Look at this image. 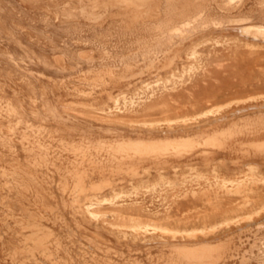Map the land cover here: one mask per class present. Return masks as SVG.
I'll use <instances>...</instances> for the list:
<instances>
[{"label":"bare ground","instance_id":"bare-ground-1","mask_svg":"<svg viewBox=\"0 0 264 264\" xmlns=\"http://www.w3.org/2000/svg\"><path fill=\"white\" fill-rule=\"evenodd\" d=\"M246 1L247 0H77L78 6L70 8L65 12L64 15L67 18H70L72 15L78 13V15H81L89 24L92 25V27L95 26V28H96L97 26H103L106 22H111V24H113L112 27H114L113 29H115L114 32L109 31L107 33L105 31V33H106L105 36L103 35L104 32L101 31L102 35L104 36V37L102 36L103 38L101 37V33L98 32V35L100 34V37L103 41L100 40L101 42L97 43V41L94 40L96 43L93 42L92 47L96 48L97 51L100 52L99 57H96V55H95L96 50L94 51L93 48H88V50H83V51L80 50L78 53L76 52L78 54V56H77L78 60H77L76 64L77 65H80V64L87 65L86 68L80 67L79 77H81V80H82L81 83H88L89 85L95 87V89L97 87H99V88L101 87V88H103V90H107V91L108 90H114V89H117V91H118V93L115 95L112 93L113 91L109 92V99L112 101L113 104L107 105L106 109L104 108L105 110H104V112H102L103 116L101 117L104 120V122L108 121V123H115V124H117V122H119V123H124L127 126L128 125L132 126L134 123H140L138 121L136 122V120L134 121V117L137 115L147 116V119L144 118L145 121H143V123L139 124V125L143 126L145 130L141 131V129H140V130H138L137 133L134 132V133H136L134 135H131L132 133L131 134H123V133H113V131H109L113 135L110 138L107 135L106 136L108 138L103 137V135L102 136L101 135H95L93 133H88V132L83 131V130L80 131V129H79V131H77V128H75L77 125L76 123H75L76 124L75 127L68 126V125H65V127L62 126L64 128L59 127L61 130L63 129L64 131L66 130L67 132H70V133L77 131L78 134L80 135V138L82 141H80L78 143H72L71 145H69L72 147L71 151L77 155V158L74 161H72V165L74 166V172H75V174L72 173V174H74V176L72 177L73 181H74L73 182L74 183V188H73L74 192H73L72 197L69 195L71 198H69V197L66 198L65 193H67L66 192L67 188H69V185H68L69 181L65 182L62 185V187H60L62 189L63 193H62L61 204H60V210L61 211L59 210L60 211L59 212L57 209V211L59 212L58 214H60L61 212L65 211L68 208H71V209H73L72 212H73L74 216L79 214L83 218H88L91 220L95 217L98 218L101 216L102 219L100 221L103 222L104 228L112 227L113 229H117L119 231H124V229L130 228L131 230L139 233V231L147 230L148 226H151V227H154V228H152L153 230L154 229H157V230L160 229L162 231L171 232V234L174 233L175 234L174 239L177 238V236H178L177 234H179V235L181 234L182 239H180V240L178 239V240H175L173 242H171L169 240L170 241L169 242V241L163 239L164 240V241L162 240L163 242H159V243H162L164 247L168 246L169 247L168 249L171 248L177 254V256L175 258L173 257L174 253H173V255L171 254L172 257L170 256L169 260H167L166 263L164 262L165 264H250L252 262H255V264H264V139L257 138L258 136H260L261 134L264 133V103L260 104L259 102H257L259 98L262 97V99H263L264 92L263 93L257 92L259 87L257 88L255 86H248L250 84H253V83H251L252 82L251 80H250V82L245 81L244 83L240 84L241 87H239V88L233 87V89H229V90H220V89L218 90L217 89V90L208 91L202 95H198L197 94L198 92L194 91L195 88L199 85L198 84L199 81L197 80V79H199V76L205 77L202 81L200 80V82H202V83L205 82L206 84L207 83L210 84V82H208V80L206 79V76L212 75L211 74L212 69L209 66L210 62H212V60H215L216 58L217 59L222 58L224 55L227 54V52H232V51L234 52L236 58H239L241 56L243 58V55H248L250 57H256L258 54L263 52L261 50L264 49V19L262 18V20H259V19L254 20L253 18H255V17H252V15H250L249 12H248L249 14L246 13L245 12ZM35 2H37V1H35ZM28 3H29V1H28ZM33 3H34V1H33ZM46 3H48V2H46ZM261 3H262L261 6H263V8H264V0L261 1ZM16 6H17V4H16ZM55 7H57V6H55ZM62 7H60V8H62ZM18 12H20V10ZM61 14H63V13H61ZM252 14H253V12H252ZM76 16H74V17H76ZM74 17L72 16V18H74ZM44 18H47V16H45ZM79 19H81V17ZM256 19H257V17H256ZM29 20H30V18H29ZM38 20H40V17ZM42 20L43 19H41L40 21H42ZM52 20H53V18H52ZM37 21H35V22H37ZM31 22H33L32 17H31ZM46 22H45V24H47ZM41 23H43V21ZM65 23H67V22H65ZM68 23H69V21H68ZM70 24H72V23H70ZM26 25L24 24V26H26ZM55 25H53V26H55ZM85 26H86V24H85ZM72 27H74V26H72ZM65 28L67 30L68 27H65ZM79 28H80V26H79ZM88 28H90V27H88ZM107 28H108V26H107ZM82 29L83 28H81V32H82ZM85 29H87V28H85ZM54 30L57 31V29H55V28H54ZM79 30L80 29H78V32L81 33ZM102 30H103V28H102ZM58 31L56 32L57 34L59 33ZM94 31H95V29H94ZM62 33H64V32H62ZM62 33H60V35ZM69 33H70V31H69ZM74 33H77V32H74ZM17 34H20V33H17ZM17 34H16V36H17ZM94 34H96V33H94ZM82 36H84V34ZM19 37H21V36L19 35ZM69 37H70V35H69ZM80 37H81V35H80ZM86 37L89 38L90 35L86 36ZM67 38L65 37V39H67ZM78 38H79V36H78ZM82 38L80 40H82ZM92 38H93V36H92ZM31 39H32V37H31ZM114 39L116 41L111 43ZM20 40H17V41L19 42ZM32 40H35V39H32ZM69 40H70V38H69ZM86 41L88 44L89 43L88 40H86ZM109 41H111V42L109 43ZM64 42H65V40H64ZM22 43H23V41H22ZM67 44H68V42H67ZM67 44H65V45H67ZM85 44H86V42H85ZM79 45H81V44H79ZM41 46L39 45L40 48H41ZM51 46H53V44ZM21 48H23V47H21ZM53 48H54V46H53ZM29 49H31V48H29ZM25 52L29 53V51H25ZM71 52H72L71 54H73V50ZM73 55H75V54H73ZM63 56H61V58ZM69 57L67 60H69ZM7 58L12 59L10 56L8 57V55H7ZM14 59H15V57H14ZM14 59H12V60H14ZM30 60L31 61L33 60L32 57ZM65 60L63 59V60H61V62L65 61ZM31 61H29V62H31ZM37 61H38V59H37ZM39 61H40V59H39ZM70 61H72V59H70ZM243 62L245 63V61H243ZM17 63H19V62H17ZM250 63L253 64V62H250ZM11 64H13L15 66L14 63H11ZM30 64H32V62ZM247 64H248V62H247ZM19 65H20V63H19ZM25 65H23V66H25ZM258 66L259 65L257 64V67ZM52 67H54V65ZM74 67H75V65H74ZM236 67H238V66H236ZM234 68H235V66H234ZM21 69H22V67H21ZM263 69H264V67H263ZM30 70H31V68H30ZM32 70H34V69H32ZM32 70H31V72H32ZM57 70H58V68H57ZM229 70H231V69H229ZM72 71H74V70H72ZM222 73H223V70H222ZM249 73H250V71H249ZM14 74H16V73H14ZM25 74L26 73H24V75ZM24 75H23V77H24ZM9 76H11V75H9ZM30 76H28V78ZM87 76H91V79H88ZM223 77H225V76H223ZM232 77H233V75H232ZM8 78H10V77H8ZM21 79H23V78H21ZM43 79H44V77H43ZM65 79H66V77H65ZM6 80H4V81H6ZM40 80L41 79H39V81ZM8 81H10V80L8 79ZM45 81H47V80H45ZM64 81H66V80H64ZM32 82H33V80H32ZM42 82H43V80H42ZM54 82H55V80H54ZM240 82H241V80H240ZM5 84H6V82H5ZM32 85H34V84H32ZM219 85H220V83H219ZM32 87L33 86H31V88ZM86 87H89V86H86ZM198 87H200V86H198ZM206 87H207V85H206ZM209 87H211V86H209ZM213 87H214V85H213ZM36 88H38V86ZM5 89H6V86H5ZM28 89L30 90V92L33 91V90L31 91L30 88H28ZM203 90H204V88H203ZM35 91H36V89H35ZM37 91H38V89H37ZM14 92H15V90H14ZM38 92H40V91H38ZM89 95H91V94H89ZM29 97L31 99V96H29ZM48 97H50V96L48 95ZM68 97H70V96L68 95ZM71 97H72V95H71ZM39 98H40V94H39ZM39 98H38V102L40 100ZM34 101H35V99H34ZM167 102H174L175 104L177 103V105L168 104ZM32 104H33V102H32ZM159 104H163V106L165 105L164 110L160 111L161 114H164V115L173 114L174 117H172V118L166 117L165 119H158V117L156 118L155 114H157V113H154V111L159 109L158 108ZM14 105L9 106V108H11V110L8 108L9 110L7 112L10 115H15L19 119L18 121H20V123H21V121H22V123H25L27 125L26 126L27 129H25L24 133L22 132L23 134L19 139L18 138L16 139V137H11L10 138L11 141H10V144H8V146L17 153L27 154V158H25L26 169L23 170L24 171V172H22L23 174L26 173L32 181H35V183L39 181V178L46 180L47 178L45 176H41V175H42V170H43L42 167L45 166L46 164H48V166H50L49 165V163H50L49 157L52 156L51 155V152H52L51 149L53 146H51L52 145L51 143H50L51 145H49V143L47 144L46 135L50 139L51 134L49 132H47L46 128L41 127V125H40V127L39 126L35 127L36 125L34 126L35 123L34 124L31 123L32 121H31L30 117L27 114L17 110L16 106H14ZM43 105H46V104H43ZM90 105H92V103ZM234 105H235L236 109L233 112H231L232 113L231 116H235V117H233L235 119L237 117L238 120H234V119L230 120L229 116L224 112L226 109L227 110L232 109ZM74 106H76V105H74ZM81 106H83V105H81ZM57 107H60V105H58ZM83 108H85V106ZM57 109H56V111H57ZM69 109H71V108H69ZM61 110H62V108H61ZM95 110H97V109L95 108ZM2 113L4 114L5 112H2ZM89 113H90V111H89ZM58 114L60 115V113H58ZM80 114H81V112H80ZM64 115H66V114H64ZM74 115H75V112H74ZM93 115H95V114H93ZM53 116H57V115H55V113H53ZM60 117H61V115H60ZM78 118H80V117H78ZM89 120H92V119H89ZM68 121L69 120H67L66 122H68ZM95 121H97V120H95ZM12 122H14V121H12ZM99 122H101V120ZM62 123L64 124V122H62V120H61L60 124H62ZM78 124H79V122H78ZM191 124H192V126H190ZM16 126H18V125L17 124L14 125V127H15L14 130L16 129ZM45 126H47V125H45ZM81 126H83V124ZM103 128H104V126H103ZM116 128L114 127V129H116ZM82 129H83V127H82ZM10 130H12V129H10ZM111 130H113V129H111ZM15 132H18V127H17V130L14 131V133ZM96 132H94V133H96ZM104 134H105V132H104ZM242 136H246L247 138H251L252 140L242 141L241 140ZM43 137L44 138L46 137L44 139L45 141L42 140ZM0 139H1V137H0ZM51 140H52V138H51ZM2 143L7 145L6 141H4V139L1 140V144ZM235 144L239 145V147H240L239 150H241L242 153H241V155L238 156L237 159H233L232 162L234 165L239 166L235 170H237V171L241 170V171H238L239 173L237 172V174L234 173L235 175H233V176H227L226 174H225V176L224 175L222 176V173H220L219 169L217 168V165L219 163H216V167H214V169H213L216 180L217 179L222 180L224 182V184H226V187H228L227 185H230L233 188L231 187V189L220 190V189H222V187L219 186V187H217L218 190L214 191L213 190L214 187H213L212 183H208L207 185L201 187L200 191H197L194 188L193 189H189V188L186 189V191L180 193L181 195H179V197H181V199L175 200V204L177 206L174 209L175 211L182 210L183 207H187L188 205L194 204L198 209L194 215L193 214L185 215L183 217H178V218L177 217L176 218L169 217V216L167 218H161L157 214L150 215V214L146 213L149 221H151V223L147 224V223H145V221L143 219H141V218H143L142 217L143 215L135 216V214L134 215L130 214L129 211H132L130 209V207L127 208L126 203H124L125 200H123V199L120 200V198L129 197L131 195L130 192L126 193L128 190L126 192L123 191V189H124L123 185L125 184L124 182L128 181L126 178L121 176V177H119L120 181H118V182L113 181L110 178H101V180L99 179L100 182L98 181V183L93 182V180H95L94 176H93L94 172L99 171L101 173L105 170L106 167H108L113 173H116L118 175H120V174L122 175L123 173H126L127 175H129L130 180H134L140 173L139 168L146 165V164H149L152 167L155 166L156 171L159 173L158 175H160L161 177H163V172H164V174H166L165 172L167 171L168 167H170V169H172L174 171V173L176 174L178 172V170L181 167H183V165H185V166L192 165V164L199 165V163H201L203 165L211 164L213 162L211 160L212 157L215 158L218 156H228L229 154H232L234 148L237 147V146L236 147L234 146ZM66 150H68V149H66ZM2 152H4V151H2ZM34 154H36L37 156L39 155V157L35 156ZM5 159H6V157H5ZM20 160H22V159H19V161L18 160L17 161L20 162ZM229 160H227V161H229ZM22 161H24V160H22ZM51 161H53V160H51ZM4 163H6V162H4ZM84 163H88L89 166H92V168L88 169L89 166L87 168H83L82 165H84ZM222 163H223V161H222ZM230 166L231 165H229V167ZM243 166L245 167V169H243V170L240 169ZM142 168H146V167H142ZM146 169H148V168H146ZM194 169H197V167ZM232 169H234V168H232ZM5 170H4V172L6 173ZM225 170H230V169L225 168ZM221 171H222V169H221ZM223 171H224V169H223ZM107 172H109V171H107ZM196 172H198V171H196ZM141 173H143V172H141ZM144 173H146V172H144ZM170 173H172V172H170ZM11 174L14 175V177H13L14 180L17 179V177H18V176L16 177L17 174L21 175V173L18 172V169L17 170L15 169L14 174L13 173H11ZM158 175H156V176H158ZM5 176H6V174H5ZM15 177H16V179H15ZM198 177L205 178L206 180L208 178V177H206L205 174H203L201 172L198 173ZM61 178H62V176H61ZM9 179H10V177H9ZM48 179H50V178H48ZM216 180H214V181L216 182ZM207 181H205V182H207ZM13 183L14 182H12V184ZM164 183H166V182H164ZM10 184H11V182H10ZM29 185L30 184H28V189L30 188ZM51 186H53V185H51ZM8 187H9V184H8ZM212 187H213V189H212ZM70 188H72V186ZM9 190H11V191L15 190L16 191V190H18V188L10 187ZM43 190H45V189H43ZM24 191H25V189H24ZM167 192H166V194H168ZM18 193H19V190H18ZM45 193H46V191H45ZM69 193H71V191ZM131 193H132V191H131ZM156 193H158V192H156ZM162 194H163V192H162ZM190 194H192L193 198H189ZM133 196H134V194H133ZM51 197H53V196H51ZM38 199H40V198H38ZM132 199H133V197H132ZM151 199H153V197ZM41 200H42V198H41ZM143 203H145V202L136 203V204H138L139 209H141L142 211H144V209H145V208H143L144 207L142 205ZM198 204H200V205H198ZM135 207L137 208V206H135ZM58 208H59V206H58ZM128 209H130V210H128ZM151 209H154V208H151ZM172 211H173V209H172ZM39 212H37V213H39ZM154 212H155V210H154ZM40 213H39V215H40ZM44 214L45 213H43L42 217L44 216ZM110 214L113 215V217L116 221H110L108 219ZM128 214H130L129 215L130 219L133 220L132 225L126 224L127 222L125 223L122 220V219L126 220L125 216ZM12 218H13V216H12ZM48 218L49 217H47V219ZM163 219L168 220V222L170 221V224H168L167 221L166 222L168 225H166V223L163 224V221H162ZM159 222L160 223L162 222V223L160 224ZM32 224L33 223H31L30 225L34 228V227H36L37 223L33 224V225ZM97 225H99V224H97ZM174 227H179V229L174 228ZM25 228H27V227L25 226ZM40 229L41 228H39V230ZM98 229H96V230H98ZM223 229H225L223 233L228 236L224 240L209 241L208 239H205L202 241L201 240L198 241L199 239L196 238L197 233H202L205 237H208L210 235L216 234L217 232H221ZM84 231L87 233L86 229ZM90 231H92V230L90 229ZM103 233H105V232H103ZM128 233H130V232H128ZM148 233H150V232H148ZM100 235H103V234H100ZM106 235H107V233H106ZM110 235H112V234H110ZM120 235H118V236H120ZM234 235H238L240 240L244 235H246L247 240L245 242H247V241L249 242L250 249H248L246 251H244V249H243L244 253L237 254L238 250H239L238 249L239 244H238V246L236 243L234 244L235 241L233 242V238H232ZM248 235H250V236H248ZM135 237H136V235L133 238H135ZM1 238H2V236H1ZM31 239H34L33 236ZM192 240H195V242H193ZM97 241H99V240L97 239ZM114 241H117V240H114ZM149 241H150V239H149ZM236 241H237V239H236ZM241 241H243V239ZM155 242H156V240H155ZM91 243L93 245V241ZM132 243L133 242H131V244ZM140 243H141V241H140ZM146 243H149V242H146ZM40 244H41L40 241L39 242L35 241L34 245L31 248L36 249V248L40 247ZM49 244H50V241H49ZM162 244H160V245H162ZM240 244H242V243H240ZM94 246H95V244H94ZM96 246H97V244H96ZM152 246L153 245H151V247ZM101 247L102 246H100V248ZM103 247H105V246H103ZM147 247L148 246H146V248ZM29 248H30V246H29ZM156 248L157 247H155V249ZM163 248H162V251H163ZM104 249H106V248H104ZM107 249L104 251L107 252ZM117 249H118V247H117ZM245 249H246V247H245ZM142 250L145 251L144 249H142ZM164 250H165V248H164ZM149 251H151V250L149 249ZM162 251H160V252H162ZM168 251H170V250H168ZM88 252H90V251H88ZM92 252L93 251H91V254H93ZM96 252H97V250H96ZM98 252H99V250H98ZM101 252L103 253L102 249L99 253H101ZM108 252H110V255H113L114 251L112 252V250H110ZM111 252H112V254H111ZM128 252H129V250H128ZM139 252H141V251H139ZM19 253H20V251H19ZM86 253L87 252H85V254ZM131 253H133V252H131ZM136 253L137 252H135V254ZM121 254H122V252H121ZM148 254H150V253H148ZM148 254H147V256L150 257V255H148ZM166 254H167V252L165 253V255ZM94 256L92 257V259L94 258ZM123 256H124V254H123ZM166 256L168 257V255H166ZM125 257L123 258L124 260H125ZM141 258H144V257H141ZM146 258L148 259V257H146ZM56 259H58V258H56ZM104 259H106V258H104ZM236 259L238 261H236ZM85 260H84V262H85ZM111 260H112V258H111ZM136 260H135V262L137 263L138 261H136ZM109 261L110 260H108V262ZM19 262H18V264H19ZM87 262H89V261H87ZM90 262H92V261H90ZM149 262H151V261H149ZM130 263H131V261H130ZM158 263H160V262H158ZM117 264H119V263H117ZM138 264H140V263H138ZM151 264H152V262H151Z\"/></svg>","mask_w":264,"mask_h":264},{"label":"rangeland","instance_id":"rangeland-1","mask_svg":"<svg viewBox=\"0 0 264 264\" xmlns=\"http://www.w3.org/2000/svg\"><path fill=\"white\" fill-rule=\"evenodd\" d=\"M28 1H29V3H28ZM33 1H34V3H33ZM35 1H37V2H35ZM261 1H263V0H250V1L247 0L246 1L245 12L246 13L249 12L250 15H252V17H255V18H253L254 20H258V19L262 20V18L264 19V8H263V6H261V4H262ZM46 2H48V3H46ZM16 4H17V6H16ZM55 6H57V7H55ZM77 6H78L77 0H47V1L46 0H0V18H1L0 19V25H1L0 26V107L2 106L1 107L2 109L0 108V110H1L0 111V113H1L0 114V137H1V139H0V147H1L0 148V264H18L19 261H20L19 264H35V263L36 264H103V263L104 264H117V263H119V264H121V263L122 264H138V263L149 264L150 263L151 264V262H152V264H165L167 262V260H169L170 256L172 257L173 253H174V255H173L174 258L177 256V254L174 252V250H172L171 248L168 249L169 248L168 246L164 247L163 244L159 243V242H163L164 240H167V241L170 240L171 242L178 240V239L180 240V239H182L181 234L180 235L177 234L178 235L177 238L174 239L175 234L173 232H172L173 234H171V232L162 231L160 229H158V230L154 229L153 230L152 228H154V227H151V226H148L147 230L139 231V233L131 230L130 228L124 229V231H119L117 229H113L112 227L104 228L103 222L100 221L102 219L101 216L98 218L95 217L92 220L88 219V218H83L79 214L74 216L73 212H72L73 209H71V208H68L65 211L61 212L62 214L61 213L58 214L61 211L60 210V204H61V197H62V193H63L62 189L60 187H62V185L65 182L69 181L68 182L69 188H67V191H66L67 193H65L66 198L67 197L71 198L73 195V192H74V190H73V188H74L73 182L74 181H73L72 177L74 176L75 172H74V166L72 165V161H74L77 158V155L71 151L72 147L69 145H71L72 143H78V142L82 141L80 138V135L78 134L77 131H79V129H80V131L83 130V131H86L88 133H93L95 135H101V136L103 135V137L109 136V138L113 136L112 133L109 131H113V133H123V134H131L132 133L131 135H134L140 129H141V131L145 130L144 127L139 125V124L143 123V121H145V119H147V116L137 115L134 117V121L136 120V122L138 121L140 123H134L132 126L131 125L127 126L126 124L119 123V122H117V124L108 123V121L104 122V120L101 118L103 116L102 112H104V110L107 108V105L113 104L112 101L109 99V92L113 91L112 93L115 95L118 93V91H117V89L107 91V90H103V88H101V87L100 88L97 87L95 89V87L89 85L88 83H81L82 80H81V77H79V74H80L79 70H80V67L86 68L87 65H84V64L83 65L82 64L77 65L76 64L77 60H78L77 59V56H78L77 53L80 50L83 51V50H88V48H93L92 47L93 42L94 43H96L95 41H97V43L101 42L100 41V40H102L101 37L103 35L105 36V34H106L105 31L107 33L109 31L114 32L115 29H113L114 27H112L113 24H111V22H106L103 26H97L98 28L97 27L95 28V26L92 27V25L89 24L81 15H78V13L72 15L73 17L77 15L74 18H72V16L70 18H67L64 15L68 9L73 8V7H77ZM60 7H62V8H60ZM19 10H20V12H18ZM252 12H253V14H252ZM61 13H63V14H61ZM45 16H47L48 19L44 18ZM31 17H32L33 22H31ZM39 17H40V20L43 19L42 20L43 23H41L42 21L38 20ZM80 17L82 20L79 19ZM256 17H257V19H256ZM29 18H30V20H29ZM52 18H53V20H52ZM34 20L35 21L38 20V21L35 22ZM68 21H69V23H68ZM45 22L47 24H45ZM65 22H67V23H65ZM70 23H72V24H70ZM24 24L25 25L27 24V25L24 26ZM85 24H86V26H85ZM53 25H55V26H53ZM71 25L74 27H72ZM64 26L68 27L70 30L68 28L66 30V28ZM79 26H80V28H79ZM107 26L109 29L107 28ZM88 27H90V28H88ZM54 28L57 29V31L59 30L58 34L56 33L57 31L54 30ZM81 28H83L82 32H81ZM85 28H87V29H85ZM102 28H103V30H102ZM78 29H80L79 31L81 33L78 32ZM94 29L96 32L94 31ZM68 30L70 31V33ZM101 31L104 32L103 35H102ZM62 32H64L65 34ZM74 32H77V33H74ZM98 32L101 33V37H100V34L98 35ZM17 33H20V34H17ZM60 33H62V34L60 35ZM94 33H96V34H94ZM16 34L18 37L16 36ZM83 34H84V36H82ZM19 35L21 37H19ZM63 35L66 38L67 37L68 38L65 39V37ZM69 35H70V37H69ZM80 35H81V37H80ZM89 35H90L89 38L86 37ZM78 36H79V38H78ZM92 36H93V38H92ZM31 37H32V39H35V40H32ZM82 37L84 39L85 38L86 39L84 40ZM69 38H70V40H69ZM81 38H82V40H80ZM20 39L23 41V43ZM17 40H20V41L18 42ZM64 40H65V42H64ZM86 40H88V42H89L88 44H87ZM111 41H109V43ZM115 41L116 40L114 39L111 43H113ZM63 42L65 44H67V42H68V44L65 45ZM85 42H86V44H85ZM51 43L53 44L54 48H53V46H51L52 45ZM79 44H81V45H79ZM39 45L40 46L42 45L41 48L39 47ZM21 47H23V48H21ZM28 47L31 49H29ZM72 50H73V54H75V55L71 54ZM93 50L94 51L96 50L95 55H96V57H99L100 52L97 51L96 48H93ZM25 51H29V53L25 52ZM261 51H263V52L258 54L259 56L257 55L256 57H250L248 55H243V58H242V56L239 58H236L234 52L232 51V52H227V54L224 55L222 58H219V59L216 58L215 60H212V62H210V65H209L210 68L212 69V73H211L212 75L206 76V79L208 80V82H210V84L209 83L206 84L205 82H203V83L200 82V80L202 81L205 77L199 76V79H197V80L199 81L198 86H200V87L197 86L194 91L198 92L197 93L198 95H202L208 91L217 90V89L218 90L219 89L220 90H229V89H233V87L239 88V87H241L240 84L244 83L245 81L250 82V80H251L252 81L251 83H253V84H250L248 86H255L257 88L259 87L257 92L263 93L264 92V84H263L264 83V69H263V67H264V49H262ZM7 55H8V57L10 56L12 59H14V57H15V59L12 60L10 58H7ZM61 56H63V57L61 58ZM67 56L69 57V60H67L68 59ZM31 57L33 59L32 61L30 60ZM37 59H38V61H37ZM39 59H40V61H39ZM63 59L64 60L66 59V60L61 62V60H63ZM70 59H72V61H70ZM29 61H31L32 64H30L31 62H29ZM243 61H245V63ZM17 62H19L20 65ZM247 62H248V64H247ZM250 62H253L254 65ZM11 63H14L15 66ZM257 64L259 65L258 67H257ZM23 65H25L26 67ZM53 65H54V67H52ZM74 65H75V67H74ZM233 65L235 66V68ZM236 66H238V67H236ZM21 67H22V69H21ZM23 68L24 69L26 68V69L24 70ZM30 68H31V70L32 69H34V70H32V72H31ZM57 68H58V70H57ZM229 69H231L232 71ZM72 70H74V71H72ZM222 70H223V73H222ZM249 71H250V73H249ZM13 72L16 74H14ZM24 73H26V74L24 75ZM9 75H11V76H9ZM23 75H24V77H23ZM222 75L225 76L226 78L223 77ZM232 75H233V77H232ZM28 76H30L29 77L30 79L28 78ZM8 77H10V78H8ZM43 77H44V79H43ZM65 77H66V79H65ZM21 78H23V79H21ZM87 78L91 79V76H87ZM8 79L10 81H8ZM39 79H41V80L39 81ZM4 80H6V81H4ZM32 80H33V82H32ZM42 80H43V82H42ZM45 80H47V81H45ZM54 80L56 83L54 82ZM64 80H66V81H64ZM240 80H241V82H240ZM5 82H6V84H5ZM219 83H220V85H219ZM32 84H34V85H32ZM30 85L33 87L31 88ZM206 85L208 88L206 87ZM213 85H214V87H213ZM5 86H6L7 90L5 89ZM37 86H38V88H36ZM86 86H89V87H86ZM209 86H211V87H209ZM28 88H30L31 91L32 90L33 91L30 92V90ZM203 88H204V90H203ZM35 89H36V91H35ZM37 89L40 92H38ZM14 90H15V92H14ZM39 94H40V98H39ZM89 94H91V95H89ZM48 95L50 97H48ZM68 95L70 97H68ZM71 95H72V97H71ZM29 96H31V99ZM38 98L40 99L39 102H38ZM34 99H35V101H34ZM32 102L34 105L32 104ZM54 102L55 103L57 102V103L55 104ZM90 102L92 103V105H90L91 104ZM257 102H259L260 104L261 103L263 104L264 103V96H263V99H262V97L259 98ZM167 103L172 104V105L175 104L174 102H167ZM43 104H46V105H43ZM12 105L16 106L17 110H19L20 112L27 114L32 121L31 123H33V124L35 123L34 124V126L36 125L35 127H37V126L40 127V125H41V127L46 128L47 132H49L51 134L50 137L52 138L53 141L51 140V138L49 139L47 135H46V137L48 139L45 137L47 140L46 141L47 144L49 143V145L52 144L51 146H53L51 149V151H52L51 155L52 156L49 157V160H50L49 165L51 167L48 166V164H46L45 166L42 167L43 170H42L41 176H45L47 178L46 180L39 178V181L35 183V181H32L26 173L23 174L22 173V172H24L23 170L26 169L25 158H27V154L17 153L8 146V144H10V141H11L10 138L11 137H16V139L17 138L19 139L22 136V134L25 132V129H27V127H26L27 125L25 123H22V121L20 123V121H18L19 119L15 115H10L7 112L9 109L11 110V108H9V106H12ZM58 105H60V107H57ZM74 105H76V106H74ZM81 105H83V106H81ZM175 105H177V103ZM84 106H85V108H83ZM164 107H165V105L163 106V104H159V106H158L159 109L154 111V113H157V114H155V117L156 118L158 117V119H165L166 117H170V118L174 117L173 114H169V115L161 114L160 111L164 110ZM61 108H62V110H61ZM69 108H71V109H69ZM95 108L97 110H95ZM56 109H57V111H56ZM235 109H236V107L234 105L232 109H228V110L226 109L224 111L229 116L230 120H232V119L238 120L237 117L235 119V118H233L235 116H231L232 115L231 112H233ZM89 111H90V113H89ZM2 112H5V113L3 114ZM74 112H75V115H74ZM80 112H81V114H80ZM53 113H55V115H57V116H53ZM58 113H60L61 117ZM6 114L7 115L9 114L10 116L9 115L7 116ZM64 114H66V115H64ZM93 114H95V115H93ZM78 117H80V118H78ZM60 119L62 120V122H64V124L63 123L60 124V122H61ZM89 119H92V120H89ZM67 120H69V121L66 122ZM76 120L79 122V124ZM95 120H97V121H95ZM100 120H101V122H99ZM12 121H14V122H12ZM14 123L18 125V126H16V129H15V130H17V127H18V132H15V133H14V131H15L14 130V128H15ZM44 124L47 126H45ZM82 124H83V126H81ZM65 125L73 126V127H75V125H76L75 128H77V131L70 133V132H67L66 130H65L66 131L65 132L63 129L61 130L59 128V127L64 128ZM62 126H64V127H62ZM103 126H104V128H103ZM190 126H192V124ZM82 127H83V129H82ZM114 127L115 128L117 127V128L114 129ZM9 128L12 130H10ZM111 129H113V130H111ZM94 132H96V133H94ZM104 132H105V134H104ZM134 132H136V133H134ZM45 138L43 137L42 140L45 141L44 140ZM257 138L264 139V133L261 134L260 136H258ZM2 139H4V141H6L7 145H5L3 143L1 144ZM241 140L242 141H250L252 139L247 138L246 136H242ZM234 146L235 147L237 146V147L234 148L232 154H229L228 156H218L215 158L212 157L211 160L213 162L211 164L203 165V164L199 163V165H197V164H192V165H188V166L183 165V167H181L176 174L174 173V171L172 169H170V167H168L169 169L167 168V171L165 172L166 174H164V172H163V177H161L160 175H158L159 173L156 171L155 166L152 167L149 164H146L142 167H146L148 169L140 167L141 169L139 168V172H140L139 175L134 180H130L129 175H127L126 173H123L122 175L121 174L118 175L116 173H113L108 167H106L105 170L101 173L99 171L94 172L93 176H94L95 180H93V182L98 183V181L100 182L101 178H110L116 182L120 181L119 177H121V176L126 178L128 181L124 182L125 184L123 185V188H124L123 191L126 192L128 190L126 193L130 192L131 195L129 197L120 198V200H122V199L125 200L124 203H126L127 208L130 207V209L132 210V211H129L130 214H132V215L135 214V216L143 215L142 216L143 218H141V219H143L145 221V223H147V224L151 223V221H149L146 213L150 214V215L157 214L161 218H167L168 216L178 218V217H183L185 215H191V214L194 215L195 212L198 210L194 204L188 205L187 207H183L182 210L175 211L174 209L177 207L175 204V200L181 199V197H179V195H181L180 194L181 192L186 191V189H188V188L193 189L194 188L197 191H200V188L207 185L208 183H212V185L214 187V189H213V187H212V189L214 191L218 190L217 187H219V186L222 187V189H220V190L231 189L232 186L227 185L228 187H226V184H224V182L222 180H219V179L216 180L213 169H214V167H216V163H219L217 165V168L219 169L220 173H222V176L223 175L225 176V174L227 176H233V175L237 174L238 171H241V170H238V171L235 170L239 166L234 165L232 160L237 159L238 156L241 155L242 151L239 150L240 147L238 144H235ZM66 149H68V150H66ZM2 151H4V152H2ZM34 155L37 156L36 154H34ZM5 157H6V159H5ZM37 157H39V155ZM19 159H22L24 161L20 160V162H18ZM51 160H53V161H51ZM227 160H229V161H227ZM222 161H223V163H222ZM4 162H6V163H4ZM229 165H231V166L229 167ZM88 166H89L88 163H84V165H82L83 168H87ZM196 167H197V169H194ZM89 168H92V166H89L88 169ZM225 168L230 169V170H225ZM232 168H234V169H232ZM15 169L16 170L18 169V172L21 173V175L15 174L16 177L18 176L17 177L18 180L16 179V177H15L16 180H14V178H13L14 175L11 174V173L14 174ZM221 169H222V171H221ZM223 169H224V171H223ZM240 169L243 170V169H245V167L243 166ZM4 170L6 171V173L4 172ZM107 171H109V172H107ZM196 171H198V172H196ZM141 172H143V173H141ZM144 172H146V173H144ZM170 172H172V173H170ZM200 172L205 174L206 177H208L207 180L209 182L205 178L198 177V173H200ZM4 173L6 174V176ZM72 173H74V174H72ZM60 175L62 176V178ZM156 175H158V176H156ZM9 177H10V179H9ZM48 178H50V179H48ZM214 180H216V182ZM205 181H207V182H205ZM10 182H11V184H10ZM12 182H14V183L12 184ZM164 182H166V183H164ZM8 184H9V187H8ZM28 184H30L33 188L29 185L30 188L28 189ZM51 185H53V186H51ZM71 186H72V188H70ZM10 187L18 188L20 194L18 193V190H16V191L15 190H13V191L9 190ZM24 189L26 192L24 191ZM43 189H45V190H43ZM45 191H46V193H45ZM70 191H71V193H69ZM131 191H132V193H131ZM156 192H158V193H156ZM162 192H163V194H162ZM166 192L168 194H166ZM133 194H134V196H133ZM50 195L53 197H51ZM132 197H133V199H132ZM150 197L151 198L153 197V199H151ZM38 198H40V199H38ZM41 198H42V200H41ZM189 198H193L192 194L189 195ZM140 202L141 203L145 202L142 204L144 206L143 208H145L144 211L139 209L138 204H136V203H140ZM198 205H200V204H198ZM58 206H59V208H58ZM135 206H137V208ZM151 208H154V209H151ZM57 209H58V211L59 210L60 211L58 212ZM130 209H128V210H130ZM172 209H173V211H172ZM154 210H155V212H154ZM39 211L40 212L42 211V212L40 213ZM37 212H39L40 215ZM43 213H45V214L42 217ZM130 214L125 216L126 220H124V219H122V220L125 223L127 222L126 224L132 225L133 220L130 219V217H129ZM12 216H13V218H12ZM46 216L49 218L47 219ZM109 217H108V219L110 221H116L112 214H110ZM162 221H163V224H165V223H166V225L170 224V221L168 222V220L163 219ZM166 221L168 222V224ZM31 223H33V224L37 223L38 225L36 224V227L33 228L30 225ZM97 224H99V225H97ZM25 226L27 228H25ZM39 228H41V229L39 230ZM174 228L179 229V227H174ZM85 229H86L87 233L84 231ZM90 229L92 231H90ZM96 229H98V230H96ZM224 230L225 229H223L221 232H217L216 234L210 235L208 237H205L202 233H197L196 238L199 239V240L197 239L198 241H200V240L202 241L205 239H208L209 241L224 240L228 237L226 234L223 233ZM103 232H105V233H103ZM128 232H130V233H128ZM148 232H150V233H148ZM106 233H107V235H106ZM100 234H103V235H100ZM110 234H112V235H110ZM118 235H120V236H118ZM135 235H136V237L133 238ZM1 236H2V238H1ZM32 236L34 239H31ZM244 236L241 238V240L243 239V241L240 240L238 235H234L232 237L233 242L235 241L234 244L236 243L237 246L239 244L238 249L240 251L238 250L237 254L244 253V251L250 249L249 242L248 241L245 242L247 240V236L246 235H244ZM248 236H250V235H248ZM97 239L99 241H97ZM149 239H150V241H149ZM236 239H237V241H236ZM114 240H117V241H114ZM155 240H156V242H155ZM35 241H38V242L40 241V243H41L40 247H38L36 249H32L31 247L34 245ZM49 241H50V244H49ZM92 241H93V245L91 243ZM140 241H141V243H140ZM192 241L195 242V240H192ZM131 242H133V243L131 244ZM146 242H149V243H146ZM240 243H242V244H240ZM94 244H95V246H94ZM96 244H97V246H96ZM160 244H162V245H160ZM151 245H153L154 247L153 246L151 247ZM29 246L31 249L29 248ZM100 246H102V247L100 248ZM103 246H105V247H103ZM146 246H148L149 248L148 247L146 248ZM117 247H118V249H117ZM155 247H157V248L155 249ZM163 247L165 248L166 251L164 250ZM245 247H246V249H245ZM104 248H106V249L108 248L107 252L104 251V250H106ZM162 248H163V251H162ZM101 249L103 251V253L101 252L102 254L99 253L101 251ZM142 249H144L145 251L147 250V251L145 252ZM149 249L152 252L149 251ZM243 249H244V251H243ZM96 250H97V252H96ZM98 250H99V252H98ZM110 250H112V252L114 251L113 255H110V252H108ZM128 250L130 253L128 252ZM159 250L162 252H160ZM168 250H170L171 252ZM19 251H20V253H19ZM88 251H90V252H88ZM91 251H93L92 253L95 256L93 254H91ZM139 251H141V252H139ZM85 252H87V253L85 254ZM112 252H111V254H112ZM121 252H122V254H121ZM131 252H133L134 254ZM135 252H137V253L135 254ZM166 252H167L166 255H168V257L165 255ZM148 253H150V254H148ZM123 254H124V256H123ZM147 254L150 255V257L147 256ZM93 256H94V258L92 259ZM110 257L112 258V260ZM124 257H125V260L123 259ZM141 257H144V258H141ZM146 257H148V259ZM56 258H58V259H56ZM104 258H106V259H104ZM84 260H85V262H84ZM108 260H110V261L108 262ZM135 260L138 262L136 263ZM87 261H89V262H87ZM90 261H92V262H90ZM130 261H131V263H130ZM149 261H151V262H149ZM236 261H238V260L236 259ZM158 262H160V263H158ZM250 264H255V262H252Z\"/></svg>","mask_w":264,"mask_h":264}]
</instances>
